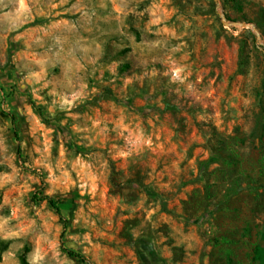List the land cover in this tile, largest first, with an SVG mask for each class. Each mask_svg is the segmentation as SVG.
I'll return each instance as SVG.
<instances>
[{
  "label": "rangeland",
  "instance_id": "rangeland-1",
  "mask_svg": "<svg viewBox=\"0 0 264 264\" xmlns=\"http://www.w3.org/2000/svg\"><path fill=\"white\" fill-rule=\"evenodd\" d=\"M263 236L264 0H0V264H254Z\"/></svg>",
  "mask_w": 264,
  "mask_h": 264
},
{
  "label": "trees",
  "instance_id": "trees-1",
  "mask_svg": "<svg viewBox=\"0 0 264 264\" xmlns=\"http://www.w3.org/2000/svg\"><path fill=\"white\" fill-rule=\"evenodd\" d=\"M33 199L35 201H47L53 207V209L56 211V213L63 218V216H62V207L60 205L59 200L54 199L50 195H46V194L44 195L41 192L40 193H36L33 196ZM65 251L68 253L69 256L78 258L83 263L87 264V259L82 253L76 252V251L71 250V249H65ZM253 260H254V264H264V246L263 245H257L255 247L254 252H253ZM23 264H26L25 257H23Z\"/></svg>",
  "mask_w": 264,
  "mask_h": 264
}]
</instances>
